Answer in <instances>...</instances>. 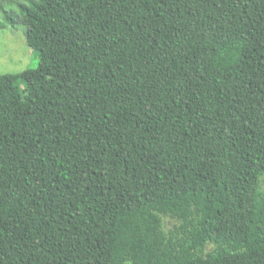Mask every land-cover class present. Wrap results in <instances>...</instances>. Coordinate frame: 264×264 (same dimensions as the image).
<instances>
[{
    "label": "trees",
    "instance_id": "trees-1",
    "mask_svg": "<svg viewBox=\"0 0 264 264\" xmlns=\"http://www.w3.org/2000/svg\"><path fill=\"white\" fill-rule=\"evenodd\" d=\"M0 13L51 71L0 74V264H264V0Z\"/></svg>",
    "mask_w": 264,
    "mask_h": 264
},
{
    "label": "rangeland",
    "instance_id": "rangeland-1",
    "mask_svg": "<svg viewBox=\"0 0 264 264\" xmlns=\"http://www.w3.org/2000/svg\"><path fill=\"white\" fill-rule=\"evenodd\" d=\"M2 17L0 13V20ZM38 63L34 49L27 44L22 26H0V74L22 75L35 82L49 78L51 71L39 68ZM262 189L264 190V179ZM212 247L209 245L208 248Z\"/></svg>",
    "mask_w": 264,
    "mask_h": 264
}]
</instances>
